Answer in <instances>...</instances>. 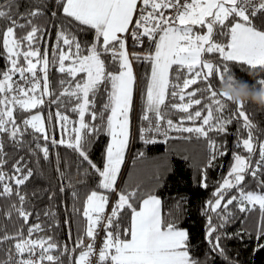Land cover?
<instances>
[{
    "label": "snow or ice",
    "instance_id": "snow-or-ice-1",
    "mask_svg": "<svg viewBox=\"0 0 264 264\" xmlns=\"http://www.w3.org/2000/svg\"><path fill=\"white\" fill-rule=\"evenodd\" d=\"M18 8L15 0L0 3V18L7 21L0 30L2 55L6 60V67L0 70V196L16 197L5 215L11 217L15 211L23 220H28L31 213L25 206L27 194L21 188L33 177V169L22 163L23 156L12 164L10 173L5 171V140L18 148L27 144L37 158L42 154L45 159L49 158L52 148L67 145L89 166L84 169L85 176L89 169L98 174L97 183L85 184L80 208L75 207L80 195L72 191L73 212L85 220L84 228L77 229L75 245L82 250L76 264H92L93 255L96 264H206V259H197L190 251L189 231L162 219L160 196L151 190L144 191L139 184L133 187L125 182L123 187H117L129 145L137 91L133 61L150 63V72L145 73L146 89H139L141 119L147 121V127L141 124L140 139L147 144L161 138L165 142L190 139L193 133L198 138L203 137L208 149V159L202 169L206 177L207 167L228 151L227 141H217L210 132L226 133L233 118L225 117L224 110L231 100L219 90L225 76H237L229 62L264 72V0H57L56 10H49L56 25L51 44L48 40L52 34L46 26L33 22L46 14L44 8L36 5L25 12H18ZM60 10L63 18L58 17ZM17 15L25 17V22L19 23L13 18ZM198 25L200 30L195 27ZM18 28L28 30L18 35ZM81 29L92 31V38H78ZM138 46L143 50L138 51ZM216 53L222 58L219 62L206 56ZM52 67L66 77L57 81L58 92L49 79ZM213 76L218 83H213ZM197 80L203 82L202 86L185 91ZM256 83L264 85V78ZM101 87L105 100L97 111L94 109ZM201 92L207 93L210 102L204 108L189 111L205 99L196 97ZM170 96L179 97L180 102L170 107L183 110L180 122L165 120L164 112L168 107L165 101ZM69 104L76 120L62 110ZM245 104L235 103L233 111L242 117L243 127L248 130L246 138L241 137L236 142L237 147L247 149V155L232 152L233 162L228 174L215 189L214 200L207 201L209 207L204 210L208 217L209 244L222 256L225 255L222 238L238 234L223 230L225 224L236 218L230 207L233 202L235 209L244 214L241 231L256 237L253 251L264 249V141L259 142L258 156L253 159L257 153L255 125ZM38 106L48 108L47 116ZM33 109L36 111L32 112ZM204 109L206 114L202 116ZM14 110H18L19 115L14 114ZM86 113H90L92 121L99 118V123L86 122ZM198 119L202 122L198 123ZM69 123L73 125L71 129L67 127ZM65 132L69 133L68 137ZM101 132H107L110 141L105 148L103 166L99 167L90 158L86 143L88 136ZM56 155L59 160V154ZM138 156L145 158L146 154L140 151ZM170 166L167 162L162 169L158 164L154 171L159 175ZM57 172L62 193L66 185L59 164ZM246 176L251 179L246 180ZM232 188L235 194L225 200V194ZM112 190L119 195L111 211L106 213L108 192ZM49 195L54 196L55 192ZM222 200H225L223 207ZM122 209L130 210L129 218L125 219L126 212L122 213ZM256 209L258 218L250 224L249 217ZM65 223L71 238V221ZM55 224L59 225L60 221L55 220ZM124 224L127 226L122 228ZM101 227L105 234L96 249L95 240ZM39 230V224H32L27 236L23 230L0 235V242L13 241L7 259L0 264H52L59 261V256L53 255L58 248L61 255L76 250L66 244L61 246L51 236L32 238V233ZM121 231L130 234V238H121Z\"/></svg>",
    "mask_w": 264,
    "mask_h": 264
},
{
    "label": "trees",
    "instance_id": "trees-1",
    "mask_svg": "<svg viewBox=\"0 0 264 264\" xmlns=\"http://www.w3.org/2000/svg\"><path fill=\"white\" fill-rule=\"evenodd\" d=\"M56 2L57 0H15V3L19 6L18 12H25L36 5L44 8L46 14L36 17L33 22L38 25H45L48 33L52 34L51 40H48L49 44L54 42V30L56 26L49 10H56ZM0 3H3V0H0ZM58 17L63 18L62 10L58 11ZM13 18L18 19L19 23H24L26 19L18 15ZM6 23V20L0 18V30L3 29ZM27 30V28H18L17 34H23ZM93 34L92 31H85L84 29H81L77 33L78 38L81 40L91 39ZM137 50L142 51L143 48L138 46ZM2 52V40H0V70L6 67V60ZM206 56L216 62L222 59L218 56V53L206 54ZM23 62L21 60V63ZM133 65L138 75V85H136L137 91L134 93V109L131 113L128 152L122 164L117 187H123L125 182L133 187L139 184L144 191L151 190L154 194L160 196L162 219L166 222H173L189 231L191 241L190 251L195 258L201 260L206 259V264H232L233 261H238L239 264H264V249L253 251L254 245L257 242L255 235H247L241 231L244 214L240 213L238 209H235V202L230 207L233 208V213L236 218L232 222L225 224L223 230L228 233L238 234L222 238L221 247L225 248V255H220L216 248L209 244V236L206 233L208 217L204 210L209 207L206 202L214 200L215 189L219 187V184L223 182V178L227 176L229 166L233 162L232 152L238 151L242 155H247V149L237 147L236 144L237 140L241 137L246 138L248 130L243 127L242 117L233 111L236 107L235 103L228 101V106L224 110L226 118L229 115L233 117L231 123L227 125L228 131L226 133H219L216 130L210 132V136L214 137L217 141H227L228 151L218 157L212 165L207 167V175L203 177L202 169L208 159L207 144L203 137L198 138L193 133L190 139H169L168 142H165L161 138L147 144L140 139L141 124L143 123L147 127V121H142L141 119L142 109L139 105V89H146L147 80L145 73L150 72V63L145 60H134ZM229 66L231 71L239 77L255 81L264 78V72L241 67L238 62H229ZM111 67L112 65L109 62V70ZM37 71L39 74V65ZM18 75L13 78L16 79ZM62 78L66 77L64 74L59 73L56 67L50 69L49 79L52 81V86L56 88L57 92L59 91L57 81ZM212 79L214 84L218 83L215 76ZM202 84V81L197 80L195 84L189 85L185 91L202 86ZM200 96H204L205 99L201 101L199 106H192L189 111H194L197 107L204 108V105L210 102L206 98V92L196 94L197 98ZM104 100L105 95L103 94V87H101V92L96 97L94 110L98 111L104 103ZM178 102H180L179 97L171 96L165 101V105L168 106L164 112L165 120L172 119L180 122V116L184 114L183 110L170 107L171 104ZM65 103L68 102L65 101ZM54 108L55 105H53V110ZM244 108L255 125L253 129L256 138L255 147L257 149L256 156L253 157L255 159L258 156L259 142L264 141V108H259L251 103H246ZM40 110L47 116L48 108L46 106L40 107ZM62 110L66 111L73 120H76V114L71 111L70 104ZM31 111L35 112L36 109ZM14 114L19 115L18 110H14ZM205 114L206 109L202 111V116ZM107 115L108 112L106 111L105 119ZM152 115L151 113L149 114L150 117ZM85 121L96 124L99 123V118L92 121L90 113H86ZM197 122H202V119H198ZM72 126V123L67 125L68 129H71ZM64 134L66 137L69 136L68 132ZM172 135H176L175 131H173ZM59 136L60 131L57 130V138ZM184 136L187 137L188 133H184ZM109 141L110 136L107 132L98 133L96 136H88L86 143L87 150L92 161L99 167L103 166L105 148ZM4 151L7 153L5 157L7 160V164L5 165L6 172L10 173L12 164L23 156L22 163L26 167L33 169V177L21 188L22 192L27 194L25 206L31 213L27 221L18 216L15 211L12 212L11 217L6 216L5 212L9 209L11 203L16 200V197L0 196V235H3L5 232L12 234L23 230L25 236H27L28 228L32 224H39L40 230L34 231L32 238L51 236L61 246L66 244L69 249L73 247L76 249L75 251L65 252L61 255V249L58 248L53 252V255H58L59 261H53L52 264H76V258L82 250L79 245H75L77 229L82 230L84 228L85 220L81 215L73 212L74 201L72 191L76 190L80 195V200L75 201V207L80 208L86 191L85 184L89 182L93 184L97 183L96 177H98V174L89 169L87 176H85L84 169L89 166L80 160L76 150L67 145H59L58 147L52 148L48 159L43 158L42 154L37 158L36 154L29 151L27 144L18 148L7 139L5 140ZM140 151L146 154L145 158L138 156V152ZM57 153L59 154V160H57ZM134 159L136 161L135 163H133ZM167 162H170L171 166L157 175L154 171L155 166L159 164L163 169L164 164ZM58 164L64 173V183L66 185L62 193L59 191ZM249 179H251L250 176H246V180ZM157 180H159L158 183L156 182ZM252 186L255 187L254 184ZM51 192H55V195L50 197L49 194ZM235 192V188L229 189L225 194V200L228 195L235 194ZM114 193L115 190L108 192L109 204ZM118 195L117 192L115 199L118 198ZM225 200H222L221 207H223ZM121 212H126L125 219L130 217V210L122 209ZM257 218L258 209L253 210L249 217V223H254ZM57 219L60 221L59 225L55 224V220ZM66 220L71 221V238L68 236V224L65 223ZM126 226L124 224L122 228ZM125 237L130 238V234L121 231V238ZM85 242H88L87 238H85ZM12 245L13 241L11 240L6 243L0 242V261L7 259V251ZM13 255L15 256L14 251Z\"/></svg>",
    "mask_w": 264,
    "mask_h": 264
},
{
    "label": "clouds",
    "instance_id": "clouds-1",
    "mask_svg": "<svg viewBox=\"0 0 264 264\" xmlns=\"http://www.w3.org/2000/svg\"><path fill=\"white\" fill-rule=\"evenodd\" d=\"M219 90L234 103L245 102L264 108V85L255 80L235 75L225 76L219 83Z\"/></svg>",
    "mask_w": 264,
    "mask_h": 264
},
{
    "label": "built area",
    "instance_id": "built-area-1",
    "mask_svg": "<svg viewBox=\"0 0 264 264\" xmlns=\"http://www.w3.org/2000/svg\"><path fill=\"white\" fill-rule=\"evenodd\" d=\"M166 11H171V10H166ZM118 191L115 190V193H114V196L113 198L111 199V203L109 204V207L107 208L106 210V213L110 212L111 211V206L115 200V196L117 194ZM104 230L103 228L101 227L100 228V231H99V235L96 237V240H95V248L96 249H99V247L101 246L102 244V241H103V237H104ZM90 259L92 260V264H96V256H91Z\"/></svg>",
    "mask_w": 264,
    "mask_h": 264
},
{
    "label": "rangeland",
    "instance_id": "rangeland-1",
    "mask_svg": "<svg viewBox=\"0 0 264 264\" xmlns=\"http://www.w3.org/2000/svg\"><path fill=\"white\" fill-rule=\"evenodd\" d=\"M196 27V29L197 30H200V26L198 25V26H195ZM133 69H134V72H135V74H136V76H137V83H136V85H138V75H137V72H136V70H135V68H134V65H133ZM130 141V140H129ZM127 152H128V148L126 149V153H125V159H126V154H127ZM125 161V160H124ZM124 163V162H123ZM121 168H122V166H121Z\"/></svg>",
    "mask_w": 264,
    "mask_h": 264
},
{
    "label": "crops",
    "instance_id": "crops-1",
    "mask_svg": "<svg viewBox=\"0 0 264 264\" xmlns=\"http://www.w3.org/2000/svg\"><path fill=\"white\" fill-rule=\"evenodd\" d=\"M160 212H161V209H160Z\"/></svg>",
    "mask_w": 264,
    "mask_h": 264
}]
</instances>
